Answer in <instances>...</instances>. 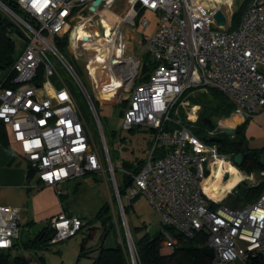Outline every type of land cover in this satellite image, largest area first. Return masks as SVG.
I'll use <instances>...</instances> for the list:
<instances>
[{"label":"built area","instance_id":"built-area-1","mask_svg":"<svg viewBox=\"0 0 264 264\" xmlns=\"http://www.w3.org/2000/svg\"><path fill=\"white\" fill-rule=\"evenodd\" d=\"M16 1L33 23L4 8L21 26L27 41L13 66L16 86L0 87V121L40 183L57 187L104 171L110 175L121 215L123 205L144 195L163 225L174 233L187 239L206 236L204 246L211 251L210 264H248L264 256V191L256 200L238 207L219 206L235 186L220 201L208 196L204 184L215 178L214 171L221 163L238 167L234 154H222L216 143H207L194 135L200 107L189 98L190 92L204 93L214 88L234 105L230 117L250 121L260 118L264 133V0H253L232 30V0H216L211 7H204L200 0H126L127 13L117 25L109 27L107 36L103 33L101 13L110 11L115 0H101L93 11L90 8L95 0ZM218 9L225 16L223 26L213 19ZM146 12L156 17L153 33L146 32ZM125 26L142 35L156 62L149 77L139 84L136 82L140 60L125 54ZM78 27L94 28L89 38L80 40L79 47L74 46L77 37L72 38ZM97 28L107 49L94 50L85 63L97 100L107 104L100 98V90L116 91L115 99L108 105L127 101L122 128L141 126L152 131L150 149L138 171L122 169L130 177L122 197L94 101L54 42L70 35L74 50L86 51L82 44L99 39L95 36ZM50 57L87 99L101 130L108 159L106 168L70 90L63 83L55 84L61 76ZM90 67H96L98 80ZM215 124V128L204 130L206 138L219 137L228 128L222 120ZM157 149H163L162 154L155 156ZM226 173L229 178L224 167L222 181ZM83 225L75 215L61 213L53 217L50 227L54 235L49 243L74 236ZM20 232V209L0 205V250L10 249ZM177 242L175 236L164 232L160 252L169 253ZM129 247L132 264H137L135 252L130 244Z\"/></svg>","mask_w":264,"mask_h":264},{"label":"rangeland","instance_id":"rangeland-1","mask_svg":"<svg viewBox=\"0 0 264 264\" xmlns=\"http://www.w3.org/2000/svg\"><path fill=\"white\" fill-rule=\"evenodd\" d=\"M205 0H200L199 2L202 3ZM253 0H247L246 6H248ZM216 0H210L209 5L207 7H211L215 4ZM245 0H232V9L238 10L242 4H244ZM226 16L229 18V11L226 6L222 7ZM111 12L115 13L116 15L120 16L121 18L127 13V2L126 0H115L113 3L112 8L110 9ZM103 12V11H102ZM228 12V13H227ZM102 14V13H101ZM107 15V16H106ZM105 16L111 21L110 27L117 25L118 20L115 21L114 17L111 14H106ZM97 18V17H96ZM95 18V20H96ZM28 19V18H27ZM24 20V19H23ZM113 21V22H112ZM101 27V24H99ZM94 28H89L86 30L89 34H93ZM98 33L101 34V30L99 28ZM124 35L126 39V55H130L136 57V59L141 60L142 54L148 51L145 41L142 39V35L133 30L130 26L124 27ZM67 44L65 46L64 51H60V53L65 57V59L71 64V66L75 69L76 73L78 74L79 78L83 82L87 92L92 97L96 109L98 111V115L100 117V123L102 126L105 143L108 148V155L110 161L113 164L114 168V176L118 186H122V178H123V162H134L136 159H145L146 155L148 154L150 141L152 139L151 132L144 128V127H133L130 130H126L122 128V113L124 108L122 103L115 104V105H108L113 102L115 97H107L102 98L103 103L101 104L97 100V92L93 89L92 81L88 76L85 70V63L87 62L88 57L93 54V50H86L82 51L81 49H75L72 45V41L70 35L67 37ZM141 41L140 47L138 46L137 42ZM86 49V44L83 45ZM142 46H145L142 47ZM90 55V56H88ZM77 56V58L75 57ZM50 61L54 64L58 74L61 76L59 80L55 81L56 85H61V83L65 84L67 89L70 90L77 107L82 113L83 120L87 125L90 135L94 140L95 145L98 148L99 154L102 158L103 167L106 168L108 166V159L106 152L103 148V141L101 136V130L97 125V122L93 116L92 110L88 104L87 99L80 93L76 84L73 82L71 78H69L65 73L64 70L61 68L60 64L54 60L53 57H50ZM6 72L0 71V81L5 78ZM200 92H190L189 97H196L200 95ZM125 101H123L124 104ZM192 103V102H191ZM193 104V103H192ZM199 105V104H198ZM200 107V106H199ZM200 110V109H199ZM198 110V111H199ZM199 114V113H198ZM223 120V119H217ZM260 119L253 118L250 123L257 124ZM234 121L231 123H226V125L231 124L232 126ZM228 128H232L234 130V126ZM236 128V127H235ZM248 132L250 136H252V130L248 127ZM10 135V134H9ZM17 148L18 144L12 142ZM248 146L251 149H260L264 147V137L253 135L248 140ZM25 162V161H24ZM243 173L244 180L248 182L249 185H257L260 182H264V175H261V172H254L251 174H246V172L241 171ZM250 179H247L246 177ZM59 190L63 194L62 196V204L67 210V212L78 216L83 221L82 229L75 234L61 242L56 244H51L49 250L37 252L38 256H43L45 259L46 264H90L91 257L93 256H80V246L83 242L86 234H87V222H91V225L98 227L94 231L93 239L88 243L89 247H95L100 239L102 234L101 230V223L95 219V215L100 209V207L108 202L111 205V214L118 219L120 226L124 232L123 228V217L125 223L128 227L133 228H140L141 232L138 234L140 236L144 231L153 233L157 232L161 229L163 223L158 215V213L154 210L152 205L148 202L147 198L140 194L138 197L132 199L131 207L128 210L127 215L121 216V211L119 209L114 188L112 185V181H110V175L107 172H99L92 174H87L84 177H80L79 179H72L67 184L60 185ZM55 194L59 196V191H55ZM227 207L233 206H242L244 204L243 198L238 196L234 191L230 194L219 206L221 205ZM23 218L21 217L20 222H22ZM116 221V219L114 220ZM116 227L114 231H110V234L104 240V245L106 247L114 246L118 239L119 227L115 223ZM34 226V225H33ZM146 227V228H145ZM40 228V225L34 227L32 231L37 232ZM31 230V229H30ZM129 230V229H128ZM32 236V234H30ZM125 236V233H124ZM23 240H28V235L21 234ZM128 243L133 248V242L131 238V234L129 232ZM126 240V237H125ZM127 243V242H126ZM134 251V248H133ZM15 254L23 255L25 258L29 259L31 262L30 264H36L35 262V255L30 251H24L18 249L17 252H13ZM96 254V253H95ZM130 263L132 264L131 256H130ZM229 264H240L239 262L229 263Z\"/></svg>","mask_w":264,"mask_h":264},{"label":"trees","instance_id":"trees-1","mask_svg":"<svg viewBox=\"0 0 264 264\" xmlns=\"http://www.w3.org/2000/svg\"><path fill=\"white\" fill-rule=\"evenodd\" d=\"M246 2L247 0H245L244 4H242L238 10L233 11L230 19V30L237 27L241 15L248 7H245ZM0 4L28 23H33V20L30 19L29 16L22 10L16 0H0ZM1 5L0 71H5L6 76L0 81V87L14 88L16 84L13 82L15 76L13 66L17 57L22 52L27 38L21 26ZM67 39L68 38L66 36L55 39L54 42L59 51H64ZM142 56L143 57L140 60L139 66V76L136 82L138 84L145 81L149 77L156 65L155 60L151 57L148 51L142 54ZM189 98L192 103L199 104L200 106L198 119L194 125L195 127L193 129V133L199 139L209 143L207 138L204 136V130L208 127L202 122V119L204 117H208L213 123H216L217 119L229 117L234 111V105L222 92L214 88H210L207 92L201 93L196 97ZM122 105L125 108L127 106V101L125 100L124 104L122 102ZM249 121V119H246L242 124L236 126L231 135L221 133L220 136L223 139L220 143H217L218 150L222 154H241L243 156V160L238 169L246 172V174L264 172V166L259 163V156L260 153L264 151V147L260 149H251L248 146V139L245 131ZM149 131L152 132L151 130ZM9 134L10 133L7 127L0 121L1 144L8 145L10 139ZM160 150L163 149H157L155 151V156L162 154ZM143 162L144 159H136L134 162H123L122 169L136 173ZM27 172L28 176H30L33 171L27 167ZM129 182L130 177L123 174L122 186H118V192L121 197L124 195ZM262 191H264V182H260L257 185H252L250 187L241 186L236 194L241 196L244 204H246L256 200ZM59 195H62L61 191ZM131 204L132 200L129 204L123 205L125 216L127 215ZM95 219L101 223L102 234L100 239L95 247L88 246V243L94 237V231L98 229V227L91 225V222H87V234L80 246V256L88 257L93 256L94 254V257H91L90 264H131L124 232L118 219L111 214L110 203L106 202L100 207L95 215ZM115 219L116 221H114ZM115 223L119 227V241H117L116 238L114 246L106 247L104 245V240L110 234V231H114V228L116 227ZM128 229L131 234L137 264H210L212 254L211 251L204 246V242L206 240V236L204 234L187 239L180 234L174 233L171 228L165 225H162L161 229L157 232L150 233L144 231V233L140 236H138V234L141 232L142 227L132 229L128 224ZM164 232H168L178 239L177 245L167 254H162L160 252V246L164 240ZM53 235L54 230L50 227V223L33 233L32 236L28 237V240H23L20 235L10 249L0 250V264H30L31 261L23 255L13 253L17 252L18 249L34 253L36 264H46L44 257L38 256L37 252L50 249L49 247L51 244L49 245V241ZM248 264H264V256H260L258 259L248 262Z\"/></svg>","mask_w":264,"mask_h":264},{"label":"crops","instance_id":"crops-1","mask_svg":"<svg viewBox=\"0 0 264 264\" xmlns=\"http://www.w3.org/2000/svg\"><path fill=\"white\" fill-rule=\"evenodd\" d=\"M106 14H111L114 17V14L111 12ZM145 14L149 18V25L146 32L153 33L156 30V17L151 12H146ZM137 44L140 47L141 41H138ZM145 46H147V44ZM145 46L142 47L145 48ZM127 56H131V54ZM236 117L237 121L233 123L234 128L245 121L242 117ZM234 118L235 116H229L222 121L225 122L226 120ZM261 123V119L257 124L250 123L249 121L245 131L248 140L253 135L264 137V133H262L260 128ZM230 125L231 124L226 126L228 127ZM233 126L231 125V127ZM248 127L252 130V136H250L248 132ZM12 142L13 141L9 139L8 145L0 143V205L19 208L20 219L21 217L23 218L22 222H20V235L26 234L31 236L30 234L35 233L32 229L37 225H40L38 229L40 230L46 224L50 223L53 217L61 213L68 216L73 215L67 212L62 204L63 194L61 196L55 194V191L59 190L60 185L67 184L70 180L57 185V187H53L41 184L38 176L34 172L28 176L27 164L21 158L18 152L19 148ZM212 182L213 179L211 184Z\"/></svg>","mask_w":264,"mask_h":264},{"label":"bare ground","instance_id":"bare-ground-1","mask_svg":"<svg viewBox=\"0 0 264 264\" xmlns=\"http://www.w3.org/2000/svg\"><path fill=\"white\" fill-rule=\"evenodd\" d=\"M209 1L210 0H205L201 4L204 7H207L209 5ZM108 12H110V11H103L102 14H101L102 23H103V26L105 28L103 30V33L106 36L110 32V28L109 27H110L111 21L106 16H103V15H105ZM111 13H113V12H111ZM113 14H114V17H115L114 19L116 21L117 20H121V15L118 16L115 13H113ZM84 36L89 38L90 35H89V33L86 30H84L81 27H78L72 33V38L73 39H75V37H77V40L76 41L74 40V46L78 45V47H79L80 46V40L83 39ZM95 36H97L99 39L92 40V41H90L88 43H83L82 45L86 44V46H88V47H86V49L88 48V49L93 50V51L94 50L101 51L102 49L106 50L107 49V45H105V44H103L101 42V38H100L101 35H99V33L96 30H95ZM93 62L97 63L98 60L97 61L93 60ZM94 69H96V67H92L91 68V74L95 77L96 80H98L100 77H98L96 75V70H94ZM118 86L119 85H117V87ZM115 93H116V91H114V90H109V91H106L105 89L103 91L100 90V97H102V98L115 97ZM232 121L236 122L237 121V117L235 116L234 119L226 120L224 122V124L231 123ZM224 167L230 173V177L227 180L222 181L221 180V175H222V169ZM214 174H215V178L213 179L212 184H211L212 178L207 179L206 183L204 184V191L208 194V196L210 198H212L215 201L222 200L224 198L225 194L227 192H229L234 186H236L238 184V182L240 180H242V178H243V173L240 172V170H238L237 168L233 167L232 165L224 163V162L219 165V167L214 171Z\"/></svg>","mask_w":264,"mask_h":264},{"label":"water","instance_id":"water-1","mask_svg":"<svg viewBox=\"0 0 264 264\" xmlns=\"http://www.w3.org/2000/svg\"><path fill=\"white\" fill-rule=\"evenodd\" d=\"M100 1H101V0H95V1L92 3V5H91L90 10L93 11L94 8L100 3ZM0 5H1V4H0ZM1 6H2L3 8L6 9L5 6H3V5H1ZM213 19L215 20V22H216V24H217L218 26H223V25L225 24V16H224L223 12H222L220 9L216 10V11L213 13ZM84 39H87V37L84 36ZM112 62H113V63H116V61H112ZM202 122H203L207 127H209V128H215V127H216V124L213 123V122L211 121V119L208 118V117H204V118L202 119ZM223 133H225V134H229V135H230V134L233 133V129H232V128H224V129H223ZM207 141H208L209 143H216V144H217V143H220V142L222 141V139L219 138V137H209V138H207ZM242 160H243V156H242L241 154H236V155L234 156V163H235V165H236L237 167H240V166H241V164H242ZM259 163H260L262 166H264V151H262V152L260 153V156H259ZM223 179H224V180H227V179H228V174H227V173L224 175ZM241 186H244V187H250L251 185H249L248 182H247L246 180L242 179V180H240L239 183L235 186L234 192L236 193V192L239 190V188H240ZM121 216H122V215H121ZM122 217H123V216H122ZM122 220H123L122 222H123V228H124V233H125V237H126V242H127L128 250H129V253H130V247H129L128 237H127V236L129 235V230H128V227H127V225H126V223H125L124 217H123Z\"/></svg>","mask_w":264,"mask_h":264},{"label":"flooded vegetation","instance_id":"flooded-vegetation-1","mask_svg":"<svg viewBox=\"0 0 264 264\" xmlns=\"http://www.w3.org/2000/svg\"><path fill=\"white\" fill-rule=\"evenodd\" d=\"M231 135V134H230ZM219 138L223 139L221 136H219Z\"/></svg>","mask_w":264,"mask_h":264}]
</instances>
